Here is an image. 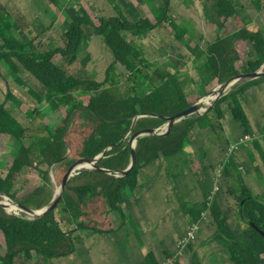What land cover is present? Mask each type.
<instances>
[{
	"label": "trees",
	"instance_id": "obj_1",
	"mask_svg": "<svg viewBox=\"0 0 264 264\" xmlns=\"http://www.w3.org/2000/svg\"><path fill=\"white\" fill-rule=\"evenodd\" d=\"M142 1L144 15L137 20L117 5L115 16L104 17L82 2L85 12L73 13L53 42L44 39L52 20L47 25L36 14L0 8V63L33 103L27 106L0 71V142L10 136L18 143L14 155L1 157L0 191L17 204L42 209L55 194L49 169L60 185L76 160L103 154L96 169L69 179L46 216L28 220L0 206V264L34 256L46 262L69 258L78 253L83 233L115 236L132 220L141 181L172 165L185 167L193 180L188 178L200 186L201 200L189 205L181 199L186 204L179 212L189 221L183 233L180 225L173 232L179 235L175 247L170 240L163 242L160 255L149 251L138 264L169 259L168 264H203L201 243H219L223 264L264 263V194H256L252 183L264 176V112L256 118L257 112L246 105L248 93L264 76L237 83L204 115L175 123L166 135L139 137L136 164L122 174L131 163L130 133L161 128L217 85L264 65V0H248L253 7L248 20L237 0H206L204 16L217 32L211 42L188 46L197 65L193 81L203 90L191 95L177 73L156 65L137 45L150 31L163 29L183 42L190 30L173 16V0ZM48 2L60 5V0ZM88 33L110 52L102 79L82 64ZM252 94L257 98L256 91ZM7 102L15 105L13 111ZM246 135L262 137L240 144ZM195 222L200 231L175 257L178 241ZM203 229L209 237L199 235Z\"/></svg>",
	"mask_w": 264,
	"mask_h": 264
},
{
	"label": "rangeland",
	"instance_id": "obj_2",
	"mask_svg": "<svg viewBox=\"0 0 264 264\" xmlns=\"http://www.w3.org/2000/svg\"><path fill=\"white\" fill-rule=\"evenodd\" d=\"M15 1L16 0L9 1L8 7L10 8L11 4H14ZM237 1L239 2L240 7L242 6V8H239L242 16L247 20L250 19L253 14V7L251 3L248 0ZM2 2L4 1L0 0V8L3 7ZM24 2L28 5L26 4V11L23 12L36 14L34 17H37L38 15L40 23L49 25L50 20L53 21V27L48 31L49 35L46 33L44 38H49L50 42H53L55 39H59L61 37L65 28L64 26L70 23L73 13H75V15H82L85 12L82 2L85 6H89L92 12V8H94L96 12L100 13L104 17L116 15L114 5H117L121 9L125 10L131 20H137L139 17L144 15V11L140 7V4L143 2L142 0H60L59 7L50 5L48 0H23L22 3ZM204 3H206V0H173V16L178 23L186 26L191 32V34L184 38L183 42H178L174 34H170L163 29L150 31L143 38L137 40V45L144 51L145 55L152 62L168 69L171 72L177 73L185 92L189 95L201 93L203 90L193 81L197 74V65L194 62V57L188 50V46L194 47L197 43L203 45L206 41L211 42L214 40L217 32V26L211 23L204 16ZM29 4H31L32 8ZM35 9H37V12ZM10 11L14 13L13 9H10ZM28 16V19L31 17L34 18L33 15ZM34 22L35 21H33V23ZM21 32V29L17 31L19 36ZM84 50L85 53L83 54L82 60L83 66H86L88 70H90L89 72L91 74H95L99 79H102L103 71L110 61V52L105 48L99 38H96L89 33L86 36ZM0 71L9 82V85L14 93L21 98L27 106H32L33 103L27 94L26 88L20 87L15 83L12 74L2 63H0ZM241 82L244 81H240L238 83ZM219 86L220 85L214 87L211 92L219 88ZM253 91H256L257 98H254V95L252 94ZM209 95L206 94L203 97L207 98ZM0 101H4L1 94ZM246 105L248 108L254 109V111L258 112V114L264 112V82L255 86L248 93ZM7 106L11 111L15 109V105L12 102H7ZM250 113L252 114L251 120L254 122L255 117L252 111H250ZM132 136L133 134L130 133L128 135V139L130 140ZM130 144L133 145V142ZM17 150V141L13 137L4 136L0 142V167H4L5 165L1 158L3 157L2 155H5V158H8L6 155L8 156L10 154L12 156V154L14 155ZM184 169L185 167L172 165L171 167H168L166 171L161 173L162 175L160 174L159 178L151 181L152 189H150L148 193H144V197L139 200V204H137L134 208L135 213L132 220L128 222L129 226H132L131 224H133L136 228L138 223L141 221L140 219H151V221L147 222L146 226L153 229L154 241L158 243L160 241H169V238L173 236L172 232H175V229L178 228L182 219H186L182 216V213L179 212L180 206L186 204L183 203L184 201L188 202L190 205L191 200L194 202L197 198H199L198 192L200 190V186H198V184L194 181L195 185L190 181H183L186 177H190L193 180L192 176H188ZM49 174L56 192L59 185L55 182L54 170L52 168L49 169ZM263 179L264 176L263 178H260L259 183L261 184V187L255 186L254 188L256 194H260L261 188H264ZM252 183L254 182L252 181ZM190 189L194 192L190 191ZM0 194L5 197L2 193ZM192 196L196 197V199H193ZM178 198H180V201ZM182 198L185 199L183 202L181 201ZM9 200L14 203L11 199ZM144 201H147L148 206L142 204ZM19 213L22 216L24 215L31 218L30 215L24 214L21 211ZM10 214L14 215L15 213ZM141 222L143 224L144 220ZM78 259L79 257L77 260ZM220 259L221 258L219 257H212V260L207 258L204 264H223V261ZM70 261V263H72V259ZM15 264L28 263L22 262L21 259H18Z\"/></svg>",
	"mask_w": 264,
	"mask_h": 264
},
{
	"label": "crops",
	"instance_id": "obj_3",
	"mask_svg": "<svg viewBox=\"0 0 264 264\" xmlns=\"http://www.w3.org/2000/svg\"><path fill=\"white\" fill-rule=\"evenodd\" d=\"M3 7L7 10H15L18 9L22 13L26 14L23 11H26V2L22 3L23 0H16L14 4L12 3L10 8L8 7V2L13 0H2ZM21 1V2H20ZM28 5V4H27ZM31 7V4H29ZM256 113V112H255ZM256 118H258V112L255 114ZM151 173V172H150ZM149 173V175H150ZM146 176L144 180V184H142V191L140 192V197H138L137 201L134 202V208L139 204V200L144 197V193H148L150 189H152L151 181L156 178H159L160 175L153 172L150 176ZM253 185L260 186L259 180L257 178H253ZM183 181H190L195 185L191 179L186 177ZM193 185V187H194ZM192 191V189H190ZM194 192V191H192ZM199 198L196 201L201 200V191L199 190ZM260 194H264V188H261ZM196 199V197H193ZM191 198V199H192ZM192 202V201H191ZM141 204V203H140ZM142 204L148 206L147 201H144ZM139 220V219H138ZM144 220L143 224L140 221L136 228L133 224L132 226H123L120 232H118L113 237H102L100 235L87 233L86 235L83 233L81 236L83 240L79 243L78 253L73 257L61 258V259H53L51 261L46 262L38 256H34L32 260L27 261L28 264H138L139 261H142L143 258L148 254L149 251H155L156 254L160 255V247L162 246L163 241L159 243L154 241V232L153 229H150L147 225L148 221L151 219H140ZM186 221V222H185ZM189 219H184L180 222V230L182 233L185 231L186 227L185 223H188ZM173 235V232H172ZM201 237H207L209 233L203 229L199 234ZM174 236V237H173ZM173 236L169 238L171 241L172 249L175 247V242L179 238L178 233H175ZM209 237V236H208ZM169 241V242H170ZM205 243V241H204ZM166 244V243H165ZM203 243L199 244L198 248L201 249L202 263L204 264L207 258L212 260V257L218 258L220 257L219 250H224L219 243H210L206 246H202ZM128 254V255H127ZM79 259L77 260V258ZM227 257V255H224ZM72 259V263H70ZM22 262H25L22 260Z\"/></svg>",
	"mask_w": 264,
	"mask_h": 264
},
{
	"label": "water",
	"instance_id": "obj_4",
	"mask_svg": "<svg viewBox=\"0 0 264 264\" xmlns=\"http://www.w3.org/2000/svg\"><path fill=\"white\" fill-rule=\"evenodd\" d=\"M263 68H264V65L256 72L240 74V75L230 79L229 81L221 84L220 86L228 87L229 85H231V87H233L234 85H236L240 81L253 80V79L259 78L261 76H264ZM213 92H211V93H213ZM211 93H209V94H211ZM224 94L225 93L222 92L203 113L199 112L201 107H202V105L200 103L201 99L203 98L202 97L194 105H192L190 108L183 110V111L177 113L176 115H173V116L167 118L166 123L161 128L155 129V130H141V131L136 132L132 136V138L129 140V143L135 141V144H133V145L130 144V146H131V163L128 166V168L122 172V174H128L134 168V166L136 164L135 148L137 145V139L139 137L149 136V135L163 136V135L168 134V132L171 130L172 126L175 123H177L183 119H186L188 117L204 115ZM102 157H103V154L99 155L95 159H78V160H76L68 168V170L64 174L62 182L59 185V188H60L59 192H55L53 199L51 200V202L46 207L39 209V210H33V209L24 207V206L14 202L17 205V207L21 210V212H23L24 214L30 215L31 218H28L27 216H24V215L22 216V215L16 214V213L14 215L23 217V218L28 219V220H36V219H40V218L46 216L58 205V203L62 197L63 191H64L66 184L69 181V179L71 177L79 174L80 171H82V170L96 169V162ZM0 193H2V192L0 191ZM3 195L6 198L10 199L5 194H3ZM1 198H2V195L0 194V199ZM0 206L3 207L7 213L10 214V212L7 210L5 205L0 203ZM257 264H264V263H257Z\"/></svg>",
	"mask_w": 264,
	"mask_h": 264
},
{
	"label": "built area",
	"instance_id": "obj_5",
	"mask_svg": "<svg viewBox=\"0 0 264 264\" xmlns=\"http://www.w3.org/2000/svg\"><path fill=\"white\" fill-rule=\"evenodd\" d=\"M262 136H264V132H263ZM262 136L246 135L244 138L241 139L240 144L246 145V144L252 142L255 138L259 139ZM218 173H219V171H218ZM215 190H217V186H215ZM205 215L206 214L204 213V217H205ZM199 231H200V223L199 222L192 223V225L188 228L186 235L178 241V243H177V250L178 251H177L175 257H177L178 255H181L183 249L196 238ZM170 261H171V259H169L165 264H168Z\"/></svg>",
	"mask_w": 264,
	"mask_h": 264
},
{
	"label": "bare ground",
	"instance_id": "obj_6",
	"mask_svg": "<svg viewBox=\"0 0 264 264\" xmlns=\"http://www.w3.org/2000/svg\"><path fill=\"white\" fill-rule=\"evenodd\" d=\"M264 70V68H263ZM231 89V85H229L228 87H224V86H219V88H217L213 93H211L207 98H204L200 101L202 107L200 109V113H203L213 102L214 100L222 93V92H226L229 91ZM133 144H135V141H133ZM52 173V172H51ZM60 188L57 187L56 192H59ZM0 203L5 205L7 210L10 213H16V214H20L19 212L21 211L17 205L15 203L10 202V200L6 197H3L0 199Z\"/></svg>",
	"mask_w": 264,
	"mask_h": 264
}]
</instances>
